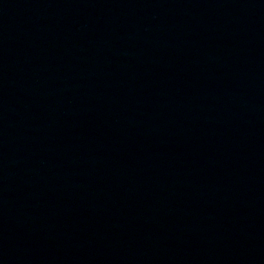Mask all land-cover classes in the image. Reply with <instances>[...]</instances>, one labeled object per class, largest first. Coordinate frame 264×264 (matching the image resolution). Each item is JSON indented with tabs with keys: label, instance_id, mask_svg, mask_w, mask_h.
Here are the masks:
<instances>
[{
	"label": "water",
	"instance_id": "obj_1",
	"mask_svg": "<svg viewBox=\"0 0 264 264\" xmlns=\"http://www.w3.org/2000/svg\"><path fill=\"white\" fill-rule=\"evenodd\" d=\"M0 264H264V0H0Z\"/></svg>",
	"mask_w": 264,
	"mask_h": 264
}]
</instances>
